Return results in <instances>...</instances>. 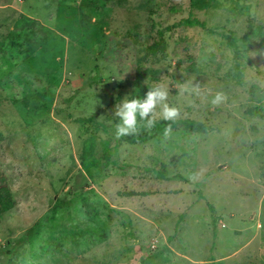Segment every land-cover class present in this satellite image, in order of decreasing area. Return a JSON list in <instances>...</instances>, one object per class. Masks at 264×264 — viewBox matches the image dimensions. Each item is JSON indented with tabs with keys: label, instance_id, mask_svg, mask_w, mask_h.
I'll use <instances>...</instances> for the list:
<instances>
[{
	"label": "rangeland",
	"instance_id": "obj_1",
	"mask_svg": "<svg viewBox=\"0 0 264 264\" xmlns=\"http://www.w3.org/2000/svg\"><path fill=\"white\" fill-rule=\"evenodd\" d=\"M144 69L204 133L103 131ZM0 184V264H264V0H0Z\"/></svg>",
	"mask_w": 264,
	"mask_h": 264
},
{
	"label": "trees",
	"instance_id": "obj_2",
	"mask_svg": "<svg viewBox=\"0 0 264 264\" xmlns=\"http://www.w3.org/2000/svg\"><path fill=\"white\" fill-rule=\"evenodd\" d=\"M214 1L215 0H190V8L192 10H199V11L206 10L214 3ZM178 24L179 25L198 24V25L203 26L201 22L195 19H192L190 16L187 18L181 19L178 22ZM251 36H252V33L245 34L242 41L244 43H247L250 40ZM234 41L235 40L232 39L231 43L234 44L235 43ZM151 52L155 54V49L151 48ZM154 73H155V70H152V69H144L138 72L135 75V77L131 80L132 89L129 95H132V94L139 95L142 98L147 91V86L152 87L151 85H149L148 82H146V78L151 77ZM167 123L169 122H166V121H163L157 118V123L155 124L153 128L151 129L141 128L138 134L133 135V136L121 137L117 140H120L128 144H132V145L146 143L154 139L162 131H164V128ZM113 126H114V123L111 124L109 127L102 125V129L105 133L114 136ZM180 126H183L184 128L191 129L193 131L200 132V133L205 132V129L203 128V126L199 122L192 120V119H177V121L172 124V128H177ZM95 141H96V137L94 135H91L85 138L81 144V156H80L81 169L78 173V176H80V179H82L83 181L93 178L95 175L94 173L95 169H99V166H100L99 161L97 159L92 158ZM153 170L158 179L160 180L167 179L166 170L163 164L159 163ZM78 182L79 181H77L76 183ZM76 183L73 185V187L77 186ZM80 183L82 182L80 181ZM55 203L57 206H60V207L68 206V202L64 198L57 199ZM14 205H15V201L12 197L10 188L6 184H0V214L8 211ZM34 228L35 226L30 229H27L26 236H22L18 238L16 241V244H13V245L20 246L21 244H23L25 241L24 238H29L32 235Z\"/></svg>",
	"mask_w": 264,
	"mask_h": 264
},
{
	"label": "clouds",
	"instance_id": "obj_3",
	"mask_svg": "<svg viewBox=\"0 0 264 264\" xmlns=\"http://www.w3.org/2000/svg\"><path fill=\"white\" fill-rule=\"evenodd\" d=\"M185 90L198 92V85H184ZM169 90L166 86H147V91L141 98L139 95H125L116 105L112 116L115 118L113 135L116 139L133 136L141 128L151 129L160 120L169 122L164 128V136L172 132V124L180 117V110L167 103ZM226 100V96L217 92L211 97L212 105H219ZM157 109L159 111L157 112Z\"/></svg>",
	"mask_w": 264,
	"mask_h": 264
}]
</instances>
